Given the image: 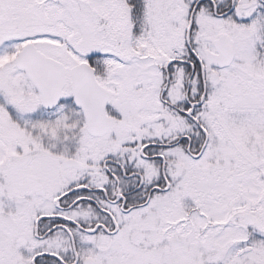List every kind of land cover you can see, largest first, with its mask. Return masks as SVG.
<instances>
[{
    "label": "snow or ice",
    "instance_id": "obj_1",
    "mask_svg": "<svg viewBox=\"0 0 264 264\" xmlns=\"http://www.w3.org/2000/svg\"><path fill=\"white\" fill-rule=\"evenodd\" d=\"M0 264H264V0H0Z\"/></svg>",
    "mask_w": 264,
    "mask_h": 264
}]
</instances>
